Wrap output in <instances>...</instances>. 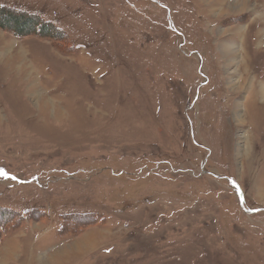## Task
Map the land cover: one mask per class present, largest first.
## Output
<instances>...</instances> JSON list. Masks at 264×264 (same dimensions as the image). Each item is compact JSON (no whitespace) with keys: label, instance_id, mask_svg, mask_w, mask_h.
Instances as JSON below:
<instances>
[{"label":"rangeland","instance_id":"obj_1","mask_svg":"<svg viewBox=\"0 0 264 264\" xmlns=\"http://www.w3.org/2000/svg\"><path fill=\"white\" fill-rule=\"evenodd\" d=\"M0 10V264H264V0Z\"/></svg>","mask_w":264,"mask_h":264},{"label":"bare ground","instance_id":"obj_2","mask_svg":"<svg viewBox=\"0 0 264 264\" xmlns=\"http://www.w3.org/2000/svg\"><path fill=\"white\" fill-rule=\"evenodd\" d=\"M232 47H233L232 44H227V43H225V44L223 45L222 49L225 51V53L230 54V53H231V48H232ZM259 93H260V95H262V97L264 98V85H261V86L259 87ZM236 117H238V120H241L240 115L237 114ZM241 121H242V120H241Z\"/></svg>","mask_w":264,"mask_h":264},{"label":"trees","instance_id":"obj_3","mask_svg":"<svg viewBox=\"0 0 264 264\" xmlns=\"http://www.w3.org/2000/svg\"><path fill=\"white\" fill-rule=\"evenodd\" d=\"M2 10V9H1ZM0 10V11H1ZM3 12L5 13V14H11V13H6V11L3 9ZM12 12V11H11ZM16 14V13H15ZM11 15H13V14H11ZM15 16V15H14ZM28 22V21H27ZM0 25H3V21H0ZM16 28H17V30L14 28L13 30H15V33L17 34H21L22 33V31H23V28H24V24L23 23H20L19 24V26H16ZM18 30H22V31H18Z\"/></svg>","mask_w":264,"mask_h":264},{"label":"snow or ice","instance_id":"obj_4","mask_svg":"<svg viewBox=\"0 0 264 264\" xmlns=\"http://www.w3.org/2000/svg\"><path fill=\"white\" fill-rule=\"evenodd\" d=\"M0 175H7L6 173L0 172Z\"/></svg>","mask_w":264,"mask_h":264}]
</instances>
